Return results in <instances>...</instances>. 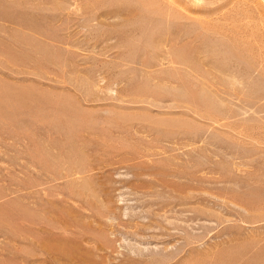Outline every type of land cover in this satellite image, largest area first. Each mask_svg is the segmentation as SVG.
Listing matches in <instances>:
<instances>
[{"label":"rangeland","instance_id":"obj_1","mask_svg":"<svg viewBox=\"0 0 264 264\" xmlns=\"http://www.w3.org/2000/svg\"><path fill=\"white\" fill-rule=\"evenodd\" d=\"M0 264H264V0H0Z\"/></svg>","mask_w":264,"mask_h":264}]
</instances>
